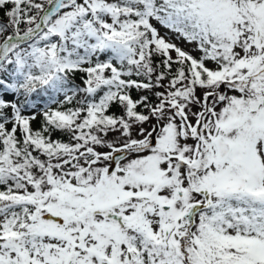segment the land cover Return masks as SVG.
<instances>
[{
  "label": "snow or ice",
  "instance_id": "snow-or-ice-1",
  "mask_svg": "<svg viewBox=\"0 0 264 264\" xmlns=\"http://www.w3.org/2000/svg\"><path fill=\"white\" fill-rule=\"evenodd\" d=\"M0 264H264V0H0Z\"/></svg>",
  "mask_w": 264,
  "mask_h": 264
},
{
  "label": "rangeland",
  "instance_id": "rangeland-1",
  "mask_svg": "<svg viewBox=\"0 0 264 264\" xmlns=\"http://www.w3.org/2000/svg\"><path fill=\"white\" fill-rule=\"evenodd\" d=\"M159 27V26H158ZM166 31V29H164V28H160V32H161V35H163L164 34V32ZM178 43H181V46H184L183 44H182V42H179V41H177Z\"/></svg>",
  "mask_w": 264,
  "mask_h": 264
},
{
  "label": "trees",
  "instance_id": "trees-1",
  "mask_svg": "<svg viewBox=\"0 0 264 264\" xmlns=\"http://www.w3.org/2000/svg\"><path fill=\"white\" fill-rule=\"evenodd\" d=\"M132 94H133L134 97H136L138 95L135 91H133ZM56 135H59V133H57ZM53 138H55V137H53Z\"/></svg>",
  "mask_w": 264,
  "mask_h": 264
}]
</instances>
